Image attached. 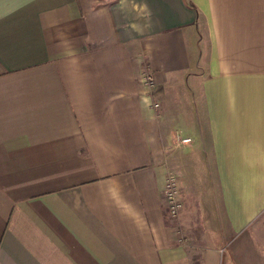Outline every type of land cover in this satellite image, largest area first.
Listing matches in <instances>:
<instances>
[{
  "label": "crops",
  "instance_id": "obj_1",
  "mask_svg": "<svg viewBox=\"0 0 264 264\" xmlns=\"http://www.w3.org/2000/svg\"><path fill=\"white\" fill-rule=\"evenodd\" d=\"M0 264H264V0H0Z\"/></svg>",
  "mask_w": 264,
  "mask_h": 264
},
{
  "label": "built area",
  "instance_id": "obj_2",
  "mask_svg": "<svg viewBox=\"0 0 264 264\" xmlns=\"http://www.w3.org/2000/svg\"><path fill=\"white\" fill-rule=\"evenodd\" d=\"M142 79L147 88L154 92L158 87V81L156 76L151 72H144ZM155 108L160 107V103L155 102L153 104ZM183 141H190V138L183 139ZM164 200L167 206V210L172 217H177L184 208V202L182 193L178 185V179L175 175L171 174L167 177L164 185Z\"/></svg>",
  "mask_w": 264,
  "mask_h": 264
}]
</instances>
